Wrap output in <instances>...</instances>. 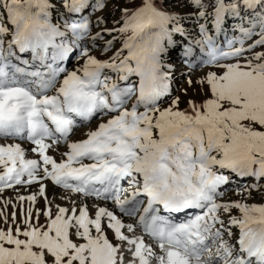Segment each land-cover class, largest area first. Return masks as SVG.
<instances>
[{"label": "snow or ice", "instance_id": "1", "mask_svg": "<svg viewBox=\"0 0 264 264\" xmlns=\"http://www.w3.org/2000/svg\"><path fill=\"white\" fill-rule=\"evenodd\" d=\"M187 4L198 38L183 56L210 70L187 80L201 98L182 109L166 57L186 18L159 0L94 35L103 20L84 13L107 0H0V264H264V200L249 202L264 198V0ZM77 117L101 122L71 141ZM233 179L253 182L223 201ZM46 182L102 204L54 212ZM33 185L9 224L3 193Z\"/></svg>", "mask_w": 264, "mask_h": 264}, {"label": "rangeland", "instance_id": "2", "mask_svg": "<svg viewBox=\"0 0 264 264\" xmlns=\"http://www.w3.org/2000/svg\"><path fill=\"white\" fill-rule=\"evenodd\" d=\"M137 2V0H115V2L108 4V6L101 12H98L96 14H92L90 17L93 21V23L95 24V21L97 19H100L105 13H108V11H111L113 8L118 7L117 5L120 6V8L123 7H132L134 6V4ZM174 11L178 12L180 15H184L186 16L185 20H183V26L186 30V32L189 34L188 38L186 39L185 37H181L183 39V43L187 44L188 43V39H192V38H198V24L196 21V16L193 14L194 10H189V8H184V9H179V8H175ZM113 14H110V17L108 19H106L105 24L104 25H100L99 28H94L93 29V35L95 34V32L97 31H101L104 28H112V27H119L120 25L116 23L117 20H119L120 18V12H117L114 16H112ZM193 15V16H190ZM200 23H202L200 21ZM234 20H230L225 26H224V32L228 33L229 36L232 35H238V33H234L232 31L231 28H228L229 25L233 24ZM209 30H210V34L214 35V31H212L211 29V23H209ZM114 35L117 37L116 41H115V47L119 48L120 47V41L122 40L121 37H119L118 33H114ZM180 37V36H178ZM258 37H253V40L257 39ZM107 39H112V37L110 36H105V40ZM219 40L222 42L224 40V36L221 35L219 37ZM104 41H100V44H103ZM248 43H252V41H248ZM87 47H89L91 49V54L96 55L98 58H105L101 55L100 53V49L99 46H97L95 49L91 48V44L88 43L86 44ZM264 49H257V51H262ZM195 55L199 56V49L196 48L195 49ZM187 58H183L180 54V48L178 50H176L175 52H172L169 54L168 57H166V62L171 64L173 66L174 71L172 72V76H173V95L175 96H180L181 97V105L180 107L183 109L185 107H187V100L189 98H194L199 100L201 97H199L198 95H196L191 89L188 90V95L185 96L184 95V90L186 88H188V84H187V80L189 78H191L194 82L199 79L201 76H203L207 71H209L210 69L208 67H190L189 64L186 62ZM82 63V61L80 62ZM70 68H74L77 66V61L73 60L70 64L67 65ZM165 107L167 105H164ZM76 122L78 124V127L74 129V134L71 136V141H78V140H82L86 138V133H88L89 131L95 130L96 127L98 126V123H100L101 121L93 119L92 121H87L84 123L78 122L77 118ZM6 141L0 140V143H5ZM8 143H14L16 141H7ZM22 146L25 148H29L31 145L27 142H22ZM60 151H66V145L61 144L59 146ZM57 154L60 155V152L57 151ZM253 181L251 179L247 180V181H240L238 179H233L232 183L230 185L225 186L222 191L224 192L223 197L221 198L223 201H232V200H237L240 199V197H238L236 195L237 191L239 190L240 187H244L247 185H250ZM47 183V188H46V192L48 195L49 200L52 201V208L53 211L55 212L56 209V205H60L63 207H70L71 206V202L74 200L77 205H79L81 202L86 203L87 201L86 199H84V197H76V196H72L70 195V193L67 194V192H65L63 189H59L54 185H51L50 183ZM126 186V185H125ZM52 187V190H49L48 188ZM18 191H13L12 189H6L5 192L2 195V199L5 200H11L13 204H16L17 207L15 209L12 208L11 205H9L6 209V212L9 215V224H11V213L13 211H16L17 213V222L21 221V216H20V203L17 200V197L19 195H29L32 192H35L36 186H30L29 188H21L20 186H17ZM254 195H256L257 199L256 200H250V203H260L262 202V200H264V198L261 197L260 193H254ZM72 196V197H70ZM79 198V199H77ZM81 200V201H80ZM93 203H101L102 202H96V201H89L88 205H89V209L90 212H94V208L92 207ZM24 207H27V202L25 201L24 203ZM36 208H43L44 207V201L43 199H41L35 206ZM0 209H3V205L0 204ZM234 215H238L237 212L233 213ZM41 223H44V218L41 217L40 220ZM22 226V225H21ZM0 227H7V225L4 224L3 219L0 218ZM13 227H15V225H13Z\"/></svg>", "mask_w": 264, "mask_h": 264}, {"label": "trees", "instance_id": "3", "mask_svg": "<svg viewBox=\"0 0 264 264\" xmlns=\"http://www.w3.org/2000/svg\"><path fill=\"white\" fill-rule=\"evenodd\" d=\"M93 2H94V0H93ZM113 2H115V0H107V6H108V4H110V3H113ZM159 2L161 3V4H163L164 5V7H165V9L167 10V11H170V12H173V13H176V14H179L178 12H176V11H174V9L175 8H179V9H184V8H189V10H194V15L196 16V14H195V9H193L191 6H189L188 4H187V0H166V2H165V0H159ZM106 6V7H107ZM118 7H115V8H113L111 11H108V13H105L100 19H102L103 20V23H102V25H104L105 24V20L106 19H108L109 17H110V14H113L112 16H114L117 12H119L117 9H119L120 8V6L119 5H117ZM105 7V8H106ZM104 8V9H105ZM103 9V10H104ZM103 10H101V11H103ZM101 11H92V12H88V13H84L85 15H92V14H96V13H98V12H101ZM180 15V14H179ZM180 16H183V17H186V16H184V15H180ZM190 16H193V15H190ZM230 20H232V19H229L228 21H226V23H228ZM96 22V21H95ZM202 23H204V21H201ZM209 23H211L210 21H209ZM239 23V21L238 20H235V23H234V25H233V27L236 25V24H238ZM182 24H183V21H182ZM174 39L177 41V45L176 46H174L171 50H170V53H172V52H175L176 50H178L179 48H180V54H183V46H184V44L182 43V39L181 38H176V37H174Z\"/></svg>", "mask_w": 264, "mask_h": 264}, {"label": "bare ground", "instance_id": "4", "mask_svg": "<svg viewBox=\"0 0 264 264\" xmlns=\"http://www.w3.org/2000/svg\"><path fill=\"white\" fill-rule=\"evenodd\" d=\"M31 147V146H30ZM49 154H51V155H54L57 159H59V154H57L56 152H52L51 150H50V152H49ZM49 190H52L53 188L52 187H49L48 188ZM68 194V193H67ZM71 195V194H70ZM70 197H72V196H70ZM77 199H79V198H77ZM84 199H86V201H87V204H88V202L89 201H93L94 199L93 198H84ZM81 201V200H80ZM110 206V205H109Z\"/></svg>", "mask_w": 264, "mask_h": 264}]
</instances>
